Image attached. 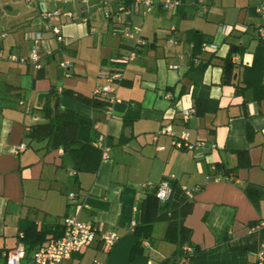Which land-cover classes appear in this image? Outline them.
Here are the masks:
<instances>
[{"label":"crops","instance_id":"0c3cea01","mask_svg":"<svg viewBox=\"0 0 264 264\" xmlns=\"http://www.w3.org/2000/svg\"><path fill=\"white\" fill-rule=\"evenodd\" d=\"M134 1L0 0V51L4 55L0 59V264H5L4 254L9 250L27 247L21 239L33 230L50 229L41 245L58 236L67 215L119 237L110 248L98 239L77 263L159 264L176 252L177 235L166 233L165 224L143 222V205L147 196L155 197L156 185L165 180L170 182L171 194L158 203L159 213L193 201L184 220L191 230L190 244L183 245L197 251L184 264H254V253L241 256L230 245L246 237L250 222L264 220V100L252 101L251 92L237 96L233 85L220 83L221 59L227 55L229 43L245 47L238 62L251 65L257 28L264 24L255 10L264 0H180L175 12L163 8L165 0H154L147 15L140 7L126 18L141 30L145 45L134 61L121 66L117 59L134 43L119 36L115 20H106L105 14ZM44 10L72 13V18L50 23L59 27L63 43H57L40 20ZM35 31L43 33L48 49L41 54L44 76L40 79L36 78L39 71L29 64L7 59L10 54L27 56L29 36ZM189 31L212 38L215 49L202 55L204 59L214 55L203 83L219 109L203 117L193 115L182 126L177 122L180 112L193 103L192 88L183 79L192 48ZM64 61L71 64L68 71L59 67ZM118 68L127 84L113 85L114 99L108 110H95L66 96L57 102L59 109L93 120L99 138L107 140L109 155L95 174L77 173L62 149L47 150L45 142L26 137L28 127L44 121L40 95L54 87L91 97L104 83L99 74ZM239 81L237 74L233 83ZM182 85L186 92L178 97ZM130 113L137 118L124 126L123 117ZM167 125L176 135L186 128L191 143L214 148L202 149L200 159L195 152L177 150L172 137L158 134ZM247 130L253 133L252 142ZM22 143L26 149L14 153ZM238 150L248 151L251 166L239 169L233 183L218 166L236 167ZM69 194L76 199L70 200ZM41 245L36 244L29 253Z\"/></svg>","mask_w":264,"mask_h":264},{"label":"trees","instance_id":"16d2710c","mask_svg":"<svg viewBox=\"0 0 264 264\" xmlns=\"http://www.w3.org/2000/svg\"><path fill=\"white\" fill-rule=\"evenodd\" d=\"M257 39L250 66H241L239 62L234 63L232 61L235 55L244 53L245 47L229 43L228 53L221 59L222 79L220 84L222 86L233 85L237 96H244L245 93L251 92L252 101L260 103L264 100V39H261L259 36ZM187 40L192 44V48L188 61V70L185 72L183 79L186 80V85L192 88L191 98L193 103L191 108L194 110L193 115L203 117L207 114H215L219 109L218 102L209 97V87L203 83L204 73L212 65V59L214 58V55H210L209 58L204 59L202 55L206 50L203 47L212 43V38L198 31H189L187 32ZM237 68L240 69V73H237ZM237 74H240V81L234 84L233 80H235ZM43 76V70H40L37 72L36 78L40 79ZM118 83L125 84L123 80ZM185 92L186 88L182 85L178 97L184 95ZM61 96L75 99L95 110L106 111L111 106L108 96L92 95L91 97H86L70 89L58 90L51 87L46 94L40 95L38 98L44 121L28 127L26 137L31 141L45 142L47 150L62 149L63 153L71 158L73 169L77 173L87 172L95 174L102 160V151L95 146L100 137L95 128V122L74 111L59 109L57 102ZM136 116H132L131 113L126 114L123 117L124 126L130 125L137 118ZM252 137V131L247 130L249 142H252ZM106 141L104 139V142L107 144L108 142ZM235 154L237 156L236 167L221 169L218 166V171L233 183L237 179L239 169H248L251 166L247 150H238L235 151ZM246 191H249L248 188ZM192 207L193 201L190 199L175 210L159 213L157 199L154 196H147L145 198L143 222L165 224L166 233L174 232L177 235L179 243L176 252L162 259L159 264H184L191 260L194 253H196L197 250L195 249L192 255H187L182 249L183 243L190 244L191 230L184 226V220L191 213ZM257 223L250 222L249 226H255ZM48 233H50V229L33 230L30 235L23 237L21 241L27 246L25 248L27 254H30V250L36 244L41 245L46 240ZM263 240L264 228H260L251 234H247L241 242L231 244L230 249L241 256L248 253H256L262 242H264Z\"/></svg>","mask_w":264,"mask_h":264},{"label":"built area","instance_id":"2783aa9c","mask_svg":"<svg viewBox=\"0 0 264 264\" xmlns=\"http://www.w3.org/2000/svg\"><path fill=\"white\" fill-rule=\"evenodd\" d=\"M198 2L201 3L202 0H198ZM162 5L166 11L175 12L180 5V0H165ZM140 7L143 9V15H147L154 7V0H135L129 6L120 5L115 13L105 14L106 20H115V23L118 25V35L123 39L133 41L134 43L126 55L117 59V63L121 66L134 61L138 57V49L145 45V41L140 35L141 30L132 25L130 22H127L126 19L136 13ZM255 11L264 21V4L259 5ZM39 16L40 20L46 25V27H48L53 39L57 43H63L64 39L60 34L59 27L50 25V23L52 20L61 17L72 18V13L60 12L58 10H44L40 12ZM257 34L261 39H264V24L258 27ZM1 37H4V35ZM29 38L31 46L27 56H16L10 54L7 59L16 64H29L34 71H40L42 70L41 54L48 53L46 40L41 31L31 33ZM203 49L214 50L215 47L212 44H207L203 47ZM3 57L4 55L2 51H0V59ZM232 61L234 63H238V55H235L232 58ZM59 67L64 71H68L71 64L64 61L59 64ZM172 68L176 69V66H173ZM99 78L102 79L104 83L95 89L94 95L108 96L110 98V102L112 103L114 99L113 94L115 92L113 85L122 80V69L118 68L111 71H103L99 74ZM168 97L169 95L166 96V98ZM20 105L24 106V102H21ZM24 111L28 113L30 110L28 107L24 106ZM193 114L194 110L191 107L183 109L180 112V118L177 122L184 126ZM158 134L172 137V146L175 149L195 152V156L198 159L203 157V154L201 153L202 149L214 148V146H207L203 142L191 143L190 133L186 128H182L180 133L176 135L173 132L172 126L167 125L163 127ZM95 146L102 151V159L108 157L109 146L102 138L98 139ZM25 149L26 144L22 143L15 147L13 152L19 153ZM162 149V147H159V150ZM155 189V198L158 203L167 201L171 194L170 182L167 180L161 181L156 185ZM188 196L191 198L192 194L189 193ZM68 197L70 200L76 199L74 194H69ZM260 228H264V220L259 221L255 226H249L247 228V234H251ZM118 238V235L114 232H102L99 226L95 224L82 221L77 216L67 215L62 219V229L58 236L47 240L46 243L38 247L32 254H27L24 246L18 245L4 254L5 264H79L76 260H78L82 253L86 249L90 248L98 239L104 243L106 248H110L118 240ZM182 249L187 255H192L194 252V249L189 245L183 246ZM254 255V264H264V242H262L259 250L254 253ZM90 264L103 263L98 260H93Z\"/></svg>","mask_w":264,"mask_h":264}]
</instances>
